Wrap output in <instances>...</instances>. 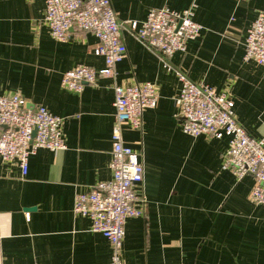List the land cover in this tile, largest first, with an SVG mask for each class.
Returning a JSON list of instances; mask_svg holds the SVG:
<instances>
[{"label":"crops","instance_id":"0c3cea01","mask_svg":"<svg viewBox=\"0 0 264 264\" xmlns=\"http://www.w3.org/2000/svg\"><path fill=\"white\" fill-rule=\"evenodd\" d=\"M120 21L143 23L154 9L183 12L195 6L203 30L185 53L160 57L127 30L126 58L116 80L75 93L62 87L79 65L100 71L103 57L91 34L54 40L42 23L45 0H0V96L20 94L29 107L43 106L65 121L66 150L40 149L27 175L0 156V264H110L112 248L92 232L89 218L75 214L77 195L112 179L114 84L152 83L159 103L145 112L140 130L126 126L124 143L139 153L144 182L136 187L147 202L129 219L124 264H264V205L251 200L254 179L238 180L223 169L229 137L197 138L183 132L175 101L182 90L176 74L225 93L238 122L264 138V67L246 62L248 31L264 0H111Z\"/></svg>","mask_w":264,"mask_h":264},{"label":"built area","instance_id":"2783aa9c","mask_svg":"<svg viewBox=\"0 0 264 264\" xmlns=\"http://www.w3.org/2000/svg\"><path fill=\"white\" fill-rule=\"evenodd\" d=\"M45 6L42 23L54 40L67 42L70 33L77 31L99 41L94 54L105 59V69L79 65L63 76L62 87L75 93L83 92L86 86H96L100 78L116 80L117 66L127 56L123 41L126 30L156 53L168 71L173 70L170 60L175 54L185 53L187 43L200 37L203 30L194 20L195 6L181 13L154 9L141 24L120 21L111 0H45ZM244 60L264 67V12L258 14L248 31ZM176 74L182 83L175 101L176 117L183 121V132L194 138L229 137L223 169L233 172L238 180L253 177L251 200L264 205V138L255 139L248 134L236 118L234 102L225 93L196 84L179 71ZM114 92L112 179L77 195L74 212L89 218L92 232L110 242V264H124L127 221L143 216L147 201L136 190L144 182V164L139 153L125 145L123 135L126 126L141 129L145 112L158 106L159 87L152 83L121 86L115 82ZM65 121L43 106L29 107L20 94L0 96V156L7 163L18 164L23 175H27L30 156L38 150H66L62 133Z\"/></svg>","mask_w":264,"mask_h":264}]
</instances>
